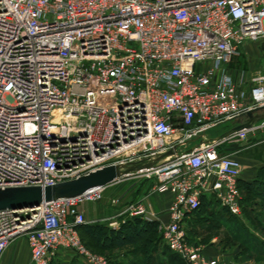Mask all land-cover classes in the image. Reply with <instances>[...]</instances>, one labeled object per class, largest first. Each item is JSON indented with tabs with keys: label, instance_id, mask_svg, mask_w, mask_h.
I'll return each mask as SVG.
<instances>
[{
	"label": "built area",
	"instance_id": "built-area-1",
	"mask_svg": "<svg viewBox=\"0 0 264 264\" xmlns=\"http://www.w3.org/2000/svg\"><path fill=\"white\" fill-rule=\"evenodd\" d=\"M251 44L264 55V0H0V190L141 167L76 197L0 210V264L19 238L30 264L65 253L111 264L82 241L81 207L137 177L173 197L158 225L172 253L186 264H238L206 256L184 224L203 199L242 217L243 165L217 138L264 106V70L231 69ZM260 129L264 121L230 139ZM111 204L150 220L143 201Z\"/></svg>",
	"mask_w": 264,
	"mask_h": 264
},
{
	"label": "rangeland",
	"instance_id": "rangeland-1",
	"mask_svg": "<svg viewBox=\"0 0 264 264\" xmlns=\"http://www.w3.org/2000/svg\"><path fill=\"white\" fill-rule=\"evenodd\" d=\"M251 46L253 52L246 53L247 58H250L248 68L245 69V66H243L244 68L240 67L243 63L246 65L247 62L245 57L241 65L237 68L249 70L248 72H250V74H254L255 72L264 70V55L261 56L254 44H251ZM226 129L227 125L225 124L213 129L211 134L213 136H218ZM249 137L250 136H248L246 140H240L238 138L226 140L219 148L220 153L232 156L238 150H241L243 145L250 143ZM143 181H150L151 183L154 180H146V178L142 177L130 179L131 184L133 183V185L136 186ZM120 185L108 188L100 204H105L106 202L111 203L110 198ZM262 187H264V184L255 187L249 196L248 194H243L247 202L245 204V212H243L240 218V223L241 226L245 227L252 235L264 241V189H262ZM120 196L125 197L121 193ZM135 200L137 201L139 199L135 198ZM222 209L223 208L218 204L210 205L205 202L198 213L191 215L188 222L184 224V229L189 240L200 247L203 253L208 257H216L227 262H236L238 264H264V257L251 254L246 247L243 248L244 246L242 247L241 244L235 243L232 240L233 237L228 229L230 221ZM150 238L154 240L158 239V242L156 244H154L153 241H151V243L139 242L135 246L124 249H111L110 251L104 252L91 251L117 264H183L184 261H181V259L177 257V255H174L165 245L161 234L159 236H150ZM19 242L23 244V248H27L26 240L24 238H19L11 244L9 252H12ZM65 254V258H58L55 264H75L76 262V264H82L75 255L70 253ZM27 256L26 258L24 251L19 250L11 264H30L29 254ZM184 264L186 263L184 262Z\"/></svg>",
	"mask_w": 264,
	"mask_h": 264
},
{
	"label": "crops",
	"instance_id": "crops-1",
	"mask_svg": "<svg viewBox=\"0 0 264 264\" xmlns=\"http://www.w3.org/2000/svg\"><path fill=\"white\" fill-rule=\"evenodd\" d=\"M251 45H248L245 48L244 57L246 59V66L245 69L248 68L250 58H247L246 53L253 52ZM243 57V58H244ZM241 62H235L231 69L232 71L241 65ZM245 64V63H244ZM243 67V64L240 66ZM244 68V67H243ZM249 71V70H248ZM250 143H247L242 146L241 150H238L235 154H233V158L239 160L243 165V170L240 177V183L243 187L249 188L251 184H253L256 180H258L259 176L264 175V129H260L257 131L256 134L249 135ZM121 184V185H120ZM123 184V185H122ZM118 189L115 191L114 195L111 196L112 198H120L123 200L124 204L130 201L135 200L138 198L140 201H143L149 210V217L150 220L146 221L149 223H155L157 226L162 223H167L170 220L169 216V208L172 204L173 197L171 194H164L160 195L153 192L154 181L150 183V181H143L139 185L131 184L130 180L116 183L113 186H118ZM110 188V187H109ZM120 193L123 194L125 197H121ZM244 194V193H243ZM138 196V197H137ZM102 202V201H101ZM123 207H115L111 205V203L106 202L105 204L95 203V204H87L81 207V210L85 213L87 217V224L91 226L89 230L90 233L84 235L85 239H90V236H93L95 230L100 227H105L109 231H119L122 226L128 221L127 215L123 214ZM95 236V235H94ZM97 238V236H96ZM27 248H23V244L21 242L17 243L14 250L12 252L7 251L4 256V260L2 264H11L13 263L16 253L19 250L24 251L27 255L29 254L30 258V250L28 243L26 241ZM131 247L126 246L121 249ZM66 254L61 255L59 258L64 257ZM25 258V260H26ZM25 262V261H24Z\"/></svg>",
	"mask_w": 264,
	"mask_h": 264
},
{
	"label": "water",
	"instance_id": "water-1",
	"mask_svg": "<svg viewBox=\"0 0 264 264\" xmlns=\"http://www.w3.org/2000/svg\"><path fill=\"white\" fill-rule=\"evenodd\" d=\"M241 118L237 120V124L234 127L220 135L217 140H228L238 132L250 129L253 125L264 121V106L248 111ZM140 169L141 167L136 165H114L79 179L45 189L30 187L0 190V210L34 207L39 206L42 202L76 197L92 188L109 186L123 176Z\"/></svg>",
	"mask_w": 264,
	"mask_h": 264
},
{
	"label": "trees",
	"instance_id": "trees-1",
	"mask_svg": "<svg viewBox=\"0 0 264 264\" xmlns=\"http://www.w3.org/2000/svg\"><path fill=\"white\" fill-rule=\"evenodd\" d=\"M243 66H244V63H243ZM260 184H264V175L259 176L258 180H256L253 184H251L249 188L245 189L243 185L240 183V189L242 190V193L248 194L249 196L250 193L253 191V189ZM262 189H264V187H262ZM205 202H207L210 205L211 204L219 205V203L215 199H211V200L203 199L201 207L193 214L198 213L203 207ZM246 202H247V199L244 196L243 201H242L243 212H245ZM222 210L225 212L228 220L230 221L228 225V229L231 232V235L233 237L232 240L235 243L241 244L242 247L244 246L243 248L246 247V249L251 254L259 256V257H264V241H261L260 239L252 235L245 227L241 226L239 217L229 214L228 211H226L224 208ZM190 217L186 219V223L188 222ZM90 229H91V226L85 224V225L80 226L78 228V231L80 233L81 239L84 242V244L93 252L94 251L104 252V251H110L111 249H121L126 246H135L139 242H145V243L150 242L151 243V241H153L154 244H156L158 242V239L156 240L151 239L150 236L160 235L158 231V226L155 223L146 222L138 217L128 218V221H126V223L122 226V228L116 232L109 231L105 227L97 228L94 233L95 236L89 235L90 239L87 240L84 238V235H86L87 233L89 234ZM188 241L191 242L189 238H188ZM177 257L179 256L177 255ZM180 259L181 261H183L182 258ZM109 261L111 262V264H117V263L112 262L111 260Z\"/></svg>",
	"mask_w": 264,
	"mask_h": 264
}]
</instances>
